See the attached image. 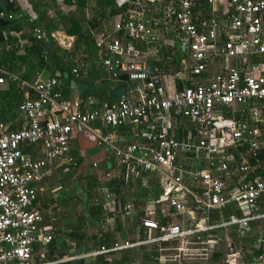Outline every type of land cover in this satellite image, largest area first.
<instances>
[{
  "label": "built area",
  "instance_id": "1",
  "mask_svg": "<svg viewBox=\"0 0 264 264\" xmlns=\"http://www.w3.org/2000/svg\"><path fill=\"white\" fill-rule=\"evenodd\" d=\"M112 1L118 8L132 4L135 11L125 18L118 15L108 29L95 32L93 43L107 78L123 81L125 91L100 111L80 110L78 102L65 109L58 107V80L37 79L29 87L32 98L16 106L20 128L13 131L0 123V264H53L42 260L40 248L51 241L54 219L48 222L37 206L35 185L52 163L75 165L69 147L72 136L79 134L110 153L125 183L153 175L161 192L151 203L162 213L169 208L192 222L183 228L178 223L160 226L154 211L147 210L139 226L149 237L101 246L91 257L175 242L160 248L153 260L206 264L219 238L204 233L233 226L236 242L256 228L258 232L244 251L246 259L241 247L225 238L224 264H264V180L254 174L257 159L251 166L240 151L237 162L229 153L246 146V154L264 155V0H167L163 5V0ZM162 27L177 40L186 74L151 69L149 60L160 53ZM33 34L37 40L44 37L37 28ZM213 62L221 70L202 79ZM71 74L77 77V70ZM175 80L183 82L181 88ZM4 81L17 78L0 69V84ZM55 108L63 112L55 115ZM244 108L253 124L236 118L246 114ZM177 118L193 125L180 138L174 134ZM117 128H128L133 141L119 142L113 133ZM24 145H40L41 157L23 153ZM105 197L104 208L113 211L114 201ZM231 203L239 217L208 224L211 211Z\"/></svg>",
  "mask_w": 264,
  "mask_h": 264
},
{
  "label": "crops",
  "instance_id": "2",
  "mask_svg": "<svg viewBox=\"0 0 264 264\" xmlns=\"http://www.w3.org/2000/svg\"><path fill=\"white\" fill-rule=\"evenodd\" d=\"M48 12L49 10L47 11V14L51 16L52 14H49ZM0 13L2 14L0 15V69L6 73L15 75L17 78V81H14V82L4 81L0 84V117L7 118V120L5 121L0 120V123H6L7 125L9 124L10 130L14 131L20 128V123H19L18 116L16 113L17 105L14 104L15 100L17 99V100L22 101L24 99L30 98V96L32 95V92L29 87L37 79L47 80V79L55 78L58 80L60 88L61 87L63 88V86L65 87L64 95L62 96V99L58 104V107L65 108V109L69 108L72 102H78L80 110L100 111L103 109L105 105H108L109 103L114 102L115 99L122 92H124L125 89L127 88V85L125 84V87L122 88L120 92L117 91L116 96L111 100V102L107 103L105 101V98L106 96L108 97V95L111 92V89L114 87V85L111 82H116V83H124V82L123 81H111L109 78H107V74L102 69L101 65H99L100 63L95 64V63L90 62L89 64L86 65V63L82 62L83 57L79 58L78 56H75L73 60L71 59L70 62L72 64L70 66L69 76L67 77L66 75H64V80H62L58 76L59 71L56 70L54 67L50 66L49 69H47V68H44L43 66L41 67L36 66L38 61H37V58L36 57L34 58L33 56H28L25 64H23V66H20L19 62H22L23 59L18 60L17 56H23L29 44L33 42L34 40H37L33 34V29L37 28L44 33V37L42 39H39L38 41H41V40L47 41L48 38H51L55 46H58L67 51L71 49L72 44L74 42V38L71 36L65 35L61 30L53 31L49 33V37H47L46 33L40 27L31 26L30 23L32 20L35 19L36 16L35 14L31 12L27 0H0ZM8 16H10V18H8ZM116 17L117 16L111 19V23L113 22V20L116 19ZM104 27L105 29L109 28L106 26ZM162 30L163 32L161 33L162 37L160 41V52L168 51V49H170V52L172 54L174 50L171 48H173V45L175 44V42H177V40L172 36V34L168 32L167 29L162 27ZM63 43H68L69 46L65 47ZM9 50L12 52L13 56L9 57L6 55V52ZM182 57L183 56L180 54L179 69L177 71H181L182 73L186 74L185 72L186 70L185 69L183 70V68L184 66L187 65V62L186 61L184 62ZM150 60L157 61L158 56H155L154 58ZM229 64L235 65L238 63L230 61ZM26 67H29V68L32 67V69H35L36 67L37 69H39V71L37 72L27 74V77L29 78L30 81L20 80V77L22 76ZM73 68L77 70V77H74L71 74V69ZM220 70H221L220 65L217 63H214L208 68V71L207 73H205V75L206 77L209 78L213 73L220 71ZM51 71L54 72L52 76L50 75ZM80 71H82L83 74L79 76ZM166 74H170V73H166ZM203 78H205V76ZM175 82L177 83L178 86L179 84L183 83L177 80H175ZM92 86L95 88L94 91L92 89L93 88ZM84 94L86 95L85 97L82 96ZM55 110H56V112H54L55 115L61 114L63 112L62 110H58L57 108H55ZM51 115L52 114H50L49 117H51ZM11 116L13 117L11 118ZM248 116H250L249 111L246 110V114L242 115L243 118L241 117V120H244L245 117H248ZM251 124H253V122H251ZM192 128H193V125H191L190 129ZM120 129H123L125 132H122ZM113 131H114L113 133L116 135L119 142H122L123 144H125V143H130L133 141L132 137L130 136H129L130 138L126 137V134H130V130L128 128H117ZM93 145L94 146H92L90 149H86L83 146H79L76 140V136L73 135L71 138V144L69 147V155L70 157L73 158V162H74L75 157L77 156L83 157L85 160V163L83 166L85 167L87 164L95 163V162H92L94 157L103 156V154H106L107 156L104 157L101 161L109 162L110 161L109 159H112L110 153L105 151L103 146H100L99 143L93 144ZM20 150L26 155L30 156L31 158H37V156L41 157L42 155V149L40 145H33V146L24 145V146H21ZM110 164L114 165L113 159H112V162H110ZM183 164L189 166L190 162L186 158ZM77 166L78 165L72 166V170H71L69 165L63 164L62 162L52 163L48 167H46V169L44 170V177L42 181L35 185L36 194H37V206L40 208L44 218L48 222H50L49 219L51 217L54 219V221L50 222L51 223L50 225L51 226V239L62 238L63 233H65L66 231V229L64 230L63 228V230H61L60 228L61 226L63 227L64 225H66L64 222L61 221V226H59L58 224L57 226L55 225L56 218L53 216V213H54L53 209L55 207L54 201L62 202L59 200L60 199L65 200L68 197L63 196L62 194V195H58L57 200L52 199L53 201L51 200L49 201L47 200L48 197L42 192L43 186L46 184L48 179L53 174H55L54 172L60 169L62 170L65 169L64 172H59V173H63L61 174V176L64 177L63 178L64 182H67V177H70V180L76 179L77 173H79ZM195 166L201 167V163L196 164ZM68 168L70 170L69 171L70 173L66 174V170H68ZM106 172H109L110 174H112V176H118L122 178V176L119 175L117 168L116 170L114 169V167L110 168ZM103 179H105L104 176L102 180ZM57 184L59 185L58 188H60L63 182H59ZM99 195H100L102 209L108 212L109 217L105 218L103 223L99 224V223L93 222L91 224L90 220L88 219L86 215V212H85L86 206H85L83 215L89 221V224L91 225L92 228L97 227L96 233H94V235H92V237L89 238V234L87 231L85 232L84 229L78 230L75 227L78 230V232L85 233L86 235L85 241L82 243L80 242V244L78 245H76L75 242H69V244L67 245L69 247L71 245V247L70 248L68 247L67 251H69L70 254L67 252L68 254L66 253V255L60 256L61 251L63 250L57 249L56 251L53 252L54 256H57L56 258L57 260L48 261V262H52L53 264H66L65 263L66 260L63 258L67 257V261L77 260V258H81L85 261L90 260L93 264H95V260L97 259L98 256L109 254V253H119V252H123L126 250L127 251L133 250L134 256L132 257V259L130 260L128 264H159L153 260L154 256L158 254V250L163 247L172 246L175 244V242H171L170 244H167V245H163V243H159V244L146 243V244L138 245L135 248L111 251L105 254L91 257L92 256L91 253L98 250L99 247L101 246L106 247V248H111L115 243H120L124 241L133 242L139 239L145 240V238L149 236L147 235V232L143 228L142 229H143L144 235L143 237L140 236V232H139L140 218L144 216L147 210L154 211V219H155L156 211L162 213L160 211V206L158 204H152L151 202L146 203L143 206H136L133 203H129L128 208L130 209L129 210L127 209L125 213H121V209L116 204L114 199H112L114 201L113 211H109V210L107 211L104 208V205L108 199H106L104 193L99 192ZM109 198L111 199V197ZM85 203H86V197H85ZM232 204H235V203H232ZM235 207H237L236 204H235ZM136 209L142 211L143 214L142 216L137 217V220L134 221L133 217L137 213ZM168 209L169 208H167L166 210ZM115 218H118V222H119L118 225L114 221ZM125 218H127L128 220H125ZM65 220L66 222H68L69 226H71V224L73 225L76 224V220L72 218H65ZM132 221L134 223L133 227L130 226V222ZM222 221H223L222 219H218L217 221H213V224H218ZM169 223H177V222H176V219L172 217V219L167 223V225ZM229 227H233V226H229ZM229 227H222L221 229L223 230L221 234H217V232L213 233L215 236L219 238V241L213 246V248H211V252L209 254L206 264H224V257L226 254L225 238L229 239L233 245L237 247H241L240 250L243 255V259H246V256L244 255L245 254L244 251L251 248L253 237L255 235L253 233L254 232L257 233L258 229L256 227H252V228H256V230L254 229L252 232H249L247 234L246 239H250L251 243L246 244V242H243V240L241 241V239H240L241 242H236L237 239L235 240L228 233L230 230ZM106 232L113 234V238L110 241V243L108 245H104V244L96 245L94 243L95 242L94 239L99 238L101 234H105ZM88 241L90 242V244L88 243ZM217 251H220L221 255L217 260H214L212 259V256ZM135 256H137L136 257L137 259H135ZM142 256H144V259L142 258ZM75 264H78V263H75ZM188 264H194V263H188Z\"/></svg>",
  "mask_w": 264,
  "mask_h": 264
},
{
  "label": "trees",
  "instance_id": "3",
  "mask_svg": "<svg viewBox=\"0 0 264 264\" xmlns=\"http://www.w3.org/2000/svg\"><path fill=\"white\" fill-rule=\"evenodd\" d=\"M29 4V8L33 14H35V19L31 21V26H37L40 27L49 37V33L61 30L65 35L71 36L74 38V42L72 44V47L69 51L62 49L58 46H55L52 42L51 38H48L47 41H38L34 40L31 42L24 53L23 56H17L18 60L23 59L22 62H19L20 66H23L25 64L26 59L28 56H33L34 58H37L38 63L36 66H43L44 68L49 69V67H54L56 70L59 71L58 76L64 80V75L67 77L69 76V70L71 66V59L73 60L75 56H78L79 58L83 57L82 62L89 64L90 62L99 64L102 54L98 52L96 49L94 43H93V34L97 31L105 29L104 26L109 27L111 23V19L115 16L120 15L122 18H125L128 16L129 12H134L135 8L134 5H125L123 7H116L112 0H93L94 8L97 9L99 12H101V17L105 18L107 20V25H100V27H97L95 29H92L93 26L90 22V19L88 20L85 18V12L88 8V0H61V3L65 7H73L67 12L63 13L58 9V6H56V0H27ZM167 0H163L160 5H163L166 3ZM55 6V7H53ZM50 8L53 9L52 15L49 16L47 14V11ZM196 11V8L193 9V12ZM168 30V29H167ZM169 32V30H168ZM170 33V32H169ZM171 34V33H170ZM178 43L175 42L173 45V53L171 54L170 49L168 51H162L158 54V60H150L149 64L151 69L156 74H166V73H174L179 69V60H180V54L178 52ZM15 52V51H14ZM7 56H13L12 52L9 50L6 52ZM167 61V62H166ZM81 63V62H80ZM39 64V65H38ZM94 65V64H93ZM100 65V64H99ZM100 68V67H99ZM39 71L35 67V69L26 67L25 71L23 72L22 76L20 77V80H27L30 81L27 77V74L34 73ZM53 71H51L50 75H53ZM205 74L201 76L203 78ZM114 87L111 89L110 94L108 97L106 96L105 101L111 102V100L116 96L117 91H121L122 88L125 87V83H116L111 82ZM91 87V86H90ZM93 87V86H92ZM181 88V84L178 86ZM64 86L61 87L60 93H61V99L64 95ZM93 91L95 88H92ZM85 97L86 95H82ZM32 98V95L30 96ZM19 99V98H18ZM20 100H15L14 104H18ZM13 116H11L12 118ZM242 116L236 115V118H241ZM243 118V117H242ZM1 121L7 120L5 117H0ZM248 123H251V119L248 117H245L244 119ZM260 126V125H259ZM191 128V123L186 118H177L175 120V137L180 138L185 135V132ZM261 129H264V125L260 126ZM122 132H125L123 129H120ZM131 134H126V137L130 138ZM96 144V143H92ZM97 147V146H96ZM246 146H243L242 148L235 150H229V153H231L233 157V162H237L240 160V153L246 158L248 161V164L253 166L255 165V159H257L256 168L254 170V174L258 175L264 180V155L260 153H256V156L252 157L251 154H246ZM97 149V148H95ZM113 159V158H112ZM112 159L110 161H112ZM85 160L83 157H75L74 158V164L78 165V171L82 170L84 167ZM113 165V164H112ZM110 162L108 161H102V165L97 169V171L101 172V174L104 175L106 171H108L110 168H113ZM232 166V163H231ZM86 170L89 172L84 173L82 177V190L84 191L86 195V215L88 219L90 220L91 224L93 222L96 223H103L105 218L109 217L108 212L104 211L101 206V200H100V193L107 194L108 197H111V199H114L116 204L121 209V213H125L128 208L129 203H133L136 206H143L146 203L152 202L158 198V195L160 194L161 190L159 188L157 179L153 175H147L142 179H137L132 182H124L121 177L118 176H112L107 179L100 180L98 177V174L91 169V164L85 166ZM184 168H189L188 165H184ZM72 170V168H71ZM69 168L66 171V174L70 173ZM100 174V173H99ZM70 180V177H67V182ZM78 180V179H77ZM64 184V180H63ZM62 184V185H63ZM99 191V192H98ZM68 197V196H67ZM63 201V200H59ZM264 204V201L263 203ZM137 210L136 215H134L133 219L134 221L137 220V217L142 216V211ZM239 217L240 212L235 207V204H228L224 209L222 210H213L209 214V222L208 224H212L213 221H217L218 219L227 220L229 217ZM174 217L176 219V222L183 228V227H189L192 225V222L184 220V215H179L175 213L172 209L165 210L164 213H160L156 211L155 220L160 226H165L167 223ZM125 220H128L125 218ZM116 224L118 225V218H115L114 220ZM130 226L133 227L134 223L133 221L130 222ZM116 229V228H115ZM229 235L235 238V227H229ZM223 229H215L209 232H205L204 236L206 235L207 238L214 237L215 232L217 234H221ZM140 236L143 237V229L140 227L139 229ZM219 232V233H218ZM113 238L112 233H105L101 234L99 238L94 239V243L96 245H108L110 241ZM247 237H244L241 239L243 242H246V244H250V239H246ZM75 242L76 245H78L80 242H84L86 239L85 233H80L78 230L70 229L65 231L63 233L62 238H55L51 239V241L44 247H41L40 250L43 253V261H55L57 260V256H54L53 252L57 249L65 250L69 246L66 244V241ZM237 241V240H236ZM94 244V245H95ZM167 245V244H163ZM66 255L65 253H61L60 256ZM221 253L220 251H217L213 254L212 259L217 260L220 257ZM134 256L133 250H126L119 253H109L105 255L98 256L95 260V264H128L132 257ZM144 259V256H142ZM106 260V261H105ZM108 260V261H107Z\"/></svg>",
  "mask_w": 264,
  "mask_h": 264
},
{
  "label": "rangeland",
  "instance_id": "4",
  "mask_svg": "<svg viewBox=\"0 0 264 264\" xmlns=\"http://www.w3.org/2000/svg\"><path fill=\"white\" fill-rule=\"evenodd\" d=\"M56 6H58V9L63 13H65L68 10H70L71 8H73V7L63 6V4L61 3V0H56ZM53 7H55V6H53ZM53 9H55V8H50L48 13L52 14ZM100 15H101V12H99L97 9L94 8L93 0H88V8L85 12V18H87L88 20L90 19V22L93 26L92 29L100 27V25H104V24L107 25V20L105 18L101 17ZM81 74H83L82 71L79 72V76ZM76 140H77L79 146H83L86 149H90L92 146H94L92 143L88 142L85 138H83L80 134L76 136ZM106 156H107L106 154H103V156L94 157V159L92 160V162L96 163V167L92 168V166H91V168H92L91 170L98 174V177L100 180H102L103 174H101V172L97 171V169L102 165L101 160ZM109 160H111V159H109ZM109 162H112V161H109ZM87 165H89V164H87ZM64 171H65V169H63V170L60 169V170H57L56 172H54L55 174H53L48 179L46 184L43 186V191H42L43 194H45L48 197L47 200H49V201L50 200L53 201L54 199L57 200L58 195L63 194V196H68V198L63 200L62 202L54 201L55 207L53 209V212H54L53 216L56 218L55 225L57 226V224H58L59 226H61V221H62L66 225H64L63 227L61 226L60 227L61 230H63V228H64V230L66 229V231H67L70 229H75V227L78 230L84 229L85 232L86 231L88 232L89 238H91L92 235H94V233H96L97 227L92 228L91 225L89 224V221L83 215L84 208H85L84 204H85V197L86 196H85V193L82 190V186H81L83 184L81 176L84 173L89 172V170L87 171L86 168L83 167L82 170L80 171V173H77L76 179H71L68 182H64V184L61 185L60 188H58L59 185L57 183L63 182V180H64L63 179L64 177L61 176V174H63V173H59V172H64ZM65 218H72V219L76 220L77 225L71 224V226H69V224H68V222H66ZM69 242L70 241H68V239H67L66 244H69ZM88 243L90 244L89 241H88ZM70 247H71V245H70ZM67 250L68 249H65V250L61 251V253H65V254L67 252L69 253V251H67ZM136 257L137 256H135V259H137ZM63 259L66 260V262L64 260V262L66 264H75V263L93 264L90 260L85 261L81 258H77V260H69V261H67V257L63 258Z\"/></svg>",
  "mask_w": 264,
  "mask_h": 264
}]
</instances>
